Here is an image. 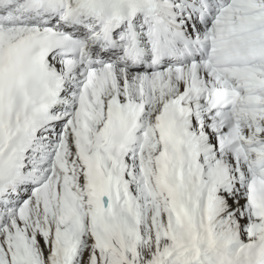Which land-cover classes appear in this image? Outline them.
I'll use <instances>...</instances> for the list:
<instances>
[{
  "label": "snow or ice",
  "instance_id": "snow-or-ice-1",
  "mask_svg": "<svg viewBox=\"0 0 264 264\" xmlns=\"http://www.w3.org/2000/svg\"><path fill=\"white\" fill-rule=\"evenodd\" d=\"M0 264H264V0H0Z\"/></svg>",
  "mask_w": 264,
  "mask_h": 264
}]
</instances>
